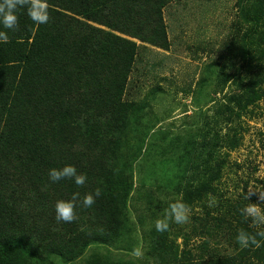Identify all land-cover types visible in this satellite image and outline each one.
<instances>
[{
  "label": "trees",
  "instance_id": "trees-1",
  "mask_svg": "<svg viewBox=\"0 0 264 264\" xmlns=\"http://www.w3.org/2000/svg\"><path fill=\"white\" fill-rule=\"evenodd\" d=\"M173 1L47 0L50 19L39 26L19 10L18 28L0 44V264H264V244L237 242L242 229L264 230L242 215L254 196L230 202L217 186L223 151L239 146L242 117L264 98V0H235L223 63L206 69L196 94L227 83L235 90L212 114L199 112L201 126L169 137L157 131L158 118H145L160 85L137 100L139 77L131 76L142 49H170L163 13ZM226 63L237 65L233 73ZM242 72L253 76L244 82ZM69 164L87 175L85 186L50 183L49 169ZM155 166L172 167V176L154 184ZM97 188L91 208L77 202L76 220H56L57 200ZM215 196L219 215L208 206ZM178 201L204 213L192 215L189 231L170 223L157 232ZM214 231L230 251L212 246ZM193 237L201 241L189 246Z\"/></svg>",
  "mask_w": 264,
  "mask_h": 264
},
{
  "label": "rangeland",
  "instance_id": "rangeland-1",
  "mask_svg": "<svg viewBox=\"0 0 264 264\" xmlns=\"http://www.w3.org/2000/svg\"><path fill=\"white\" fill-rule=\"evenodd\" d=\"M234 4L235 0H174L166 6L163 22L171 41L170 49L166 51L153 46L142 49V61L136 65L138 76H131V79L139 77L140 81V92L133 96L134 99L140 100L148 95L156 84L162 89L156 92L154 98H149L148 105L144 108L145 118H158L157 131L175 137L179 133L184 134L186 130H195L203 122L199 112L212 114L222 94L235 90L234 85L227 83L223 91L217 89L218 92L213 96L205 94L199 98V94H196L198 82L202 81L206 69H214L215 62L223 63L218 51L221 52L225 42L230 39L233 22L238 21ZM226 65L229 74L237 68V65L235 68L227 63ZM242 76L245 82L252 78L253 72H242ZM207 92L211 93L210 87ZM251 110L240 122L239 133L242 138L239 146L232 151H223L226 153L227 165L217 186L224 191L225 200L230 202L242 193L246 197L254 196V203L259 204L264 199V98ZM168 168L172 169L170 166ZM168 168L153 167L150 170L152 182L161 183L171 177L172 172ZM211 200L208 201V206ZM214 200L210 212L219 215L213 209L218 208L216 196ZM203 213L204 208L198 207L191 211L188 223L177 225L176 228L189 231L192 215L200 216ZM210 238L215 243L212 246L231 250L224 241L225 237L219 236L217 232L214 231ZM181 240V237L178 238L179 248ZM199 241L201 238L193 237L189 246L196 245Z\"/></svg>",
  "mask_w": 264,
  "mask_h": 264
},
{
  "label": "clouds",
  "instance_id": "clouds-1",
  "mask_svg": "<svg viewBox=\"0 0 264 264\" xmlns=\"http://www.w3.org/2000/svg\"><path fill=\"white\" fill-rule=\"evenodd\" d=\"M48 8L49 5L47 0H0V25H2L3 29L7 30H0V44L8 43V32L15 31L18 28L19 10L26 9L28 17L36 26H39L49 22L50 16ZM66 179H71L77 187H83L88 177L86 174L78 172L77 168L70 164L62 168L49 169L48 180L51 184H57ZM100 195L101 192L97 188L94 193H88L84 195L82 199L79 192H73L70 199L57 200L54 205L56 220L58 222L72 223L77 219V202H79L83 208H91L95 204L96 198ZM246 198L248 199V197ZM214 203L215 200L213 198L209 206H213ZM190 213L191 208L186 203L178 201L172 204L165 218L156 221V231L159 233L168 231L170 223H175L176 225L188 223L190 220ZM242 215L246 218H250L251 223L257 228L264 227V208H261L258 203L250 202L242 209ZM237 242L242 248H259L264 244V230L257 231L253 234L242 229L238 232ZM137 255H139V253H137Z\"/></svg>",
  "mask_w": 264,
  "mask_h": 264
}]
</instances>
